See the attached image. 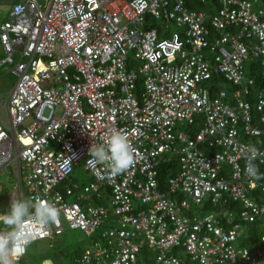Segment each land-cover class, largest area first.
I'll return each instance as SVG.
<instances>
[{
	"label": "built area",
	"instance_id": "1",
	"mask_svg": "<svg viewBox=\"0 0 264 264\" xmlns=\"http://www.w3.org/2000/svg\"><path fill=\"white\" fill-rule=\"evenodd\" d=\"M256 2L220 0L213 11L186 0L12 4L0 24V67L17 75L0 96V171L9 170L20 198L59 210L55 223L30 225L33 241L63 233V218L93 241L74 264H264V8ZM167 22L176 26L168 35ZM112 129L136 149L133 166L115 177L89 155ZM250 146L259 178L245 172ZM171 158L178 168L163 183L159 167ZM80 162L91 175L82 187L71 178ZM202 203L209 212L195 214ZM255 224L261 235L250 246Z\"/></svg>",
	"mask_w": 264,
	"mask_h": 264
},
{
	"label": "clouds",
	"instance_id": "2",
	"mask_svg": "<svg viewBox=\"0 0 264 264\" xmlns=\"http://www.w3.org/2000/svg\"><path fill=\"white\" fill-rule=\"evenodd\" d=\"M246 174L259 178L254 163L258 150L255 146L245 149ZM136 149L128 134L120 129L107 133L103 143L91 146L89 155L100 164L106 165L112 177L127 171L135 163ZM59 218L55 204L43 198H12L6 211L0 212V264H15V259L24 254L33 242L31 224L46 227Z\"/></svg>",
	"mask_w": 264,
	"mask_h": 264
},
{
	"label": "rangeland",
	"instance_id": "3",
	"mask_svg": "<svg viewBox=\"0 0 264 264\" xmlns=\"http://www.w3.org/2000/svg\"><path fill=\"white\" fill-rule=\"evenodd\" d=\"M15 0H0V24L7 18L10 7ZM19 1V0H18ZM43 9L46 7V0H39ZM262 5L261 0L256 6ZM157 25L163 24L162 21L157 20ZM168 31L167 35L172 31L176 30V26L172 22H167ZM165 28V24L160 26ZM164 32V31H163ZM2 57V49L0 48V58ZM10 65H5L0 67V96L2 98L6 97V92L15 82L17 75L13 72L8 71ZM221 87L227 93L230 89V83L221 80ZM72 180L82 187L83 184H88L91 180L90 173L84 168V164L80 162L77 164L71 174ZM25 198L26 193H24ZM12 198H20V193L17 188H15V182L10 175L9 170L0 171V212L6 211ZM68 201L74 200V196L67 197ZM201 206H194L195 214H202V212H209L208 209H201ZM201 210V212H200ZM62 225L64 227L63 233L54 236L52 239H39L34 240L30 246L27 248V253L23 259V264H42V259H48L49 264H71V258L66 255H59V251H70L72 252L76 248L83 250H88L91 248L93 241L92 238L86 236L83 232L79 230H72L68 227L67 223L61 218ZM240 243L236 242V246ZM55 252H59L55 254ZM56 256V258H54Z\"/></svg>",
	"mask_w": 264,
	"mask_h": 264
},
{
	"label": "trees",
	"instance_id": "4",
	"mask_svg": "<svg viewBox=\"0 0 264 264\" xmlns=\"http://www.w3.org/2000/svg\"><path fill=\"white\" fill-rule=\"evenodd\" d=\"M256 1H257L256 4H258L259 0H256ZM261 3H262V5H259V6L264 8V0H261ZM186 5L189 8H192L195 10L213 11L214 9L220 7V0H186ZM255 78H256V82L260 83L259 75H256ZM177 168H178V166L176 165V160L174 158H171L170 161H168L166 163H162L160 165L158 177L164 183V181L166 180V177L172 175V173H174ZM233 207H236V204H234ZM248 235H249V238L246 239L248 245L251 246L250 243H253V244L258 243L259 235H261L260 229H258V225L255 224L252 227L250 226L248 229ZM248 242H250V243H248ZM83 251H84L83 249L76 248L72 252L66 251V253H64V251L60 250L59 251L60 253L55 252V254L59 253V255L69 256L71 258V264H74V259L78 255H80ZM54 258H56V256H54ZM23 259L21 260L20 264H23V262H22ZM42 260H44V259H42Z\"/></svg>",
	"mask_w": 264,
	"mask_h": 264
},
{
	"label": "crops",
	"instance_id": "5",
	"mask_svg": "<svg viewBox=\"0 0 264 264\" xmlns=\"http://www.w3.org/2000/svg\"><path fill=\"white\" fill-rule=\"evenodd\" d=\"M15 1H18V0H15ZM15 1H14V2H15ZM14 2H13V3H14ZM0 48H1V47H0ZM94 203H96V202H94ZM44 261L46 262L45 264H49V263H48V262H49L48 259H44V260H42V264H43Z\"/></svg>",
	"mask_w": 264,
	"mask_h": 264
}]
</instances>
